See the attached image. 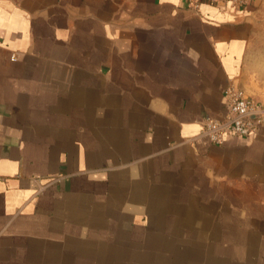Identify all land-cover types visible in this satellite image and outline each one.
I'll return each mask as SVG.
<instances>
[{
  "label": "crops",
  "instance_id": "obj_1",
  "mask_svg": "<svg viewBox=\"0 0 264 264\" xmlns=\"http://www.w3.org/2000/svg\"><path fill=\"white\" fill-rule=\"evenodd\" d=\"M264 0H0V264H264Z\"/></svg>",
  "mask_w": 264,
  "mask_h": 264
},
{
  "label": "built area",
  "instance_id": "obj_2",
  "mask_svg": "<svg viewBox=\"0 0 264 264\" xmlns=\"http://www.w3.org/2000/svg\"><path fill=\"white\" fill-rule=\"evenodd\" d=\"M191 9L198 10L204 0H187ZM217 5L231 3L241 8L250 0H205ZM227 112L223 117H206L203 133L212 142L221 143L228 136L253 135L264 118V104L245 95L242 90L228 87L225 90Z\"/></svg>",
  "mask_w": 264,
  "mask_h": 264
},
{
  "label": "rangeland",
  "instance_id": "obj_3",
  "mask_svg": "<svg viewBox=\"0 0 264 264\" xmlns=\"http://www.w3.org/2000/svg\"><path fill=\"white\" fill-rule=\"evenodd\" d=\"M264 45V44H263ZM262 103V102H261ZM264 104V103H263Z\"/></svg>",
  "mask_w": 264,
  "mask_h": 264
}]
</instances>
